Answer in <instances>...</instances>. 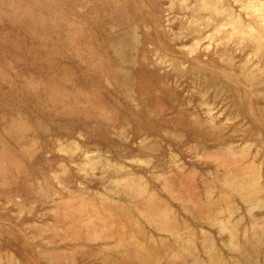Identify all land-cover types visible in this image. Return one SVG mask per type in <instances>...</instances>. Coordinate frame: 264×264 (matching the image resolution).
<instances>
[{"label": "rangeland", "instance_id": "1", "mask_svg": "<svg viewBox=\"0 0 264 264\" xmlns=\"http://www.w3.org/2000/svg\"><path fill=\"white\" fill-rule=\"evenodd\" d=\"M0 264H264V0H0Z\"/></svg>", "mask_w": 264, "mask_h": 264}]
</instances>
